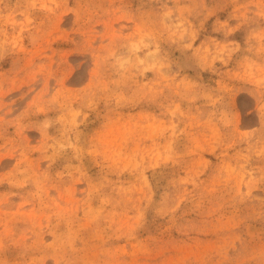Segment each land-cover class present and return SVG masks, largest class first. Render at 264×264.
<instances>
[{"label":"rangeland","instance_id":"1","mask_svg":"<svg viewBox=\"0 0 264 264\" xmlns=\"http://www.w3.org/2000/svg\"><path fill=\"white\" fill-rule=\"evenodd\" d=\"M0 264H264V0H0Z\"/></svg>","mask_w":264,"mask_h":264}]
</instances>
